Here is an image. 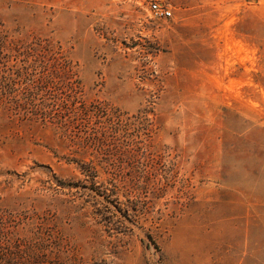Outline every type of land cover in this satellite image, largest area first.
Masks as SVG:
<instances>
[{
	"label": "rangeland",
	"instance_id": "1",
	"mask_svg": "<svg viewBox=\"0 0 264 264\" xmlns=\"http://www.w3.org/2000/svg\"><path fill=\"white\" fill-rule=\"evenodd\" d=\"M0 37V215L47 264H264V0H0Z\"/></svg>",
	"mask_w": 264,
	"mask_h": 264
},
{
	"label": "trees",
	"instance_id": "2",
	"mask_svg": "<svg viewBox=\"0 0 264 264\" xmlns=\"http://www.w3.org/2000/svg\"><path fill=\"white\" fill-rule=\"evenodd\" d=\"M2 47L0 41V50ZM58 60L56 62L60 63ZM12 221L14 219L0 215V264H47L50 255L59 258L60 250L45 223L39 222L29 231L26 229L22 236Z\"/></svg>",
	"mask_w": 264,
	"mask_h": 264
},
{
	"label": "built area",
	"instance_id": "3",
	"mask_svg": "<svg viewBox=\"0 0 264 264\" xmlns=\"http://www.w3.org/2000/svg\"><path fill=\"white\" fill-rule=\"evenodd\" d=\"M150 9L154 15L159 16V17H168L171 15L169 8L164 5L152 3Z\"/></svg>",
	"mask_w": 264,
	"mask_h": 264
}]
</instances>
